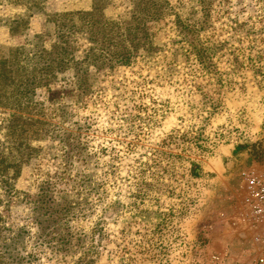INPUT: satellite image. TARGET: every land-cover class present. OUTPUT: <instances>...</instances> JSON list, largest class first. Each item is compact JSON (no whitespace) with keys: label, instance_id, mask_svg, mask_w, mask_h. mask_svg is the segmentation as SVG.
Returning <instances> with one entry per match:
<instances>
[{"label":"rangeland","instance_id":"rangeland-1","mask_svg":"<svg viewBox=\"0 0 264 264\" xmlns=\"http://www.w3.org/2000/svg\"><path fill=\"white\" fill-rule=\"evenodd\" d=\"M100 1L103 18L120 22L135 0ZM206 1L201 36L227 42L216 76L193 55L167 67L181 48L174 14L193 4L168 0L173 14L151 28L155 54L91 69L84 91L72 71L30 98L17 90L23 75L3 81L0 264H76L85 252L88 264H264V225L244 183L249 169L264 171V0ZM92 2L44 0L25 16L24 0H0V61L16 69L21 48H49L50 15ZM87 44L78 34L77 60ZM45 193L54 208L76 201L74 214H42Z\"/></svg>","mask_w":264,"mask_h":264},{"label":"trees","instance_id":"trees-1","mask_svg":"<svg viewBox=\"0 0 264 264\" xmlns=\"http://www.w3.org/2000/svg\"><path fill=\"white\" fill-rule=\"evenodd\" d=\"M24 1L27 8L23 14L25 16L41 11L43 8L44 0ZM208 4L206 0H193V4L185 5V10L183 9L185 17L179 13L174 14L175 30L179 37L175 42L181 43V48L166 63L169 69L175 68L178 63H186L190 55H193L205 74L210 76L219 74L213 57L216 52L227 50V42L213 41L208 35L201 36V33L205 32L204 24H207L209 18ZM102 8L100 0H93L90 11L50 15V27L55 32L56 40L49 48H45L39 42L34 43V49L21 48L19 66L16 69L8 66L9 59L1 60L0 62L5 65L0 66V95L6 92L3 81H9V79L11 82L14 81L15 76L12 75L14 73L23 75V78H17L22 81L17 86V90L27 98H30L36 87L50 83L53 78L65 71L73 72L77 88L84 91L89 85L88 77L92 74L91 69L97 72L114 65H127L140 52L154 55L157 47L151 28L155 23L171 16L174 12L168 0H135L126 19L120 22H111L105 20L101 15ZM23 21V18L18 17L11 29ZM81 32H86L88 44L82 50V59L77 60L75 52L78 47V34ZM38 38L41 39V37ZM31 51L30 61L35 60V63L25 65L20 61L21 56L26 59ZM227 54H230L229 51ZM18 119L19 115L11 114L10 121L12 120V122L8 125L10 134L18 131L15 125ZM46 196L47 193L38 197V206L40 209H44L42 214L48 215L50 218L54 217V221L61 218L64 213L66 216L70 210L74 214L76 201H69L68 205L62 204L60 207L54 208V205L47 203ZM86 255V252L83 253L76 264L83 262L88 264L89 259H86Z\"/></svg>","mask_w":264,"mask_h":264},{"label":"built area","instance_id":"built-area-1","mask_svg":"<svg viewBox=\"0 0 264 264\" xmlns=\"http://www.w3.org/2000/svg\"><path fill=\"white\" fill-rule=\"evenodd\" d=\"M247 205L251 215L264 225V171L249 169L244 177ZM264 262V257L259 258Z\"/></svg>","mask_w":264,"mask_h":264}]
</instances>
